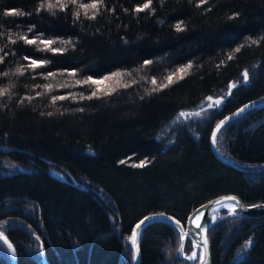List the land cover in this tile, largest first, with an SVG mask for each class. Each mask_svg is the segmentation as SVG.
I'll return each instance as SVG.
<instances>
[{
	"label": "trees",
	"instance_id": "obj_1",
	"mask_svg": "<svg viewBox=\"0 0 264 264\" xmlns=\"http://www.w3.org/2000/svg\"><path fill=\"white\" fill-rule=\"evenodd\" d=\"M113 73L126 80L103 91ZM263 96L264 0H0V231L19 264H133L150 215L186 227L220 196L264 203V107L217 136L235 167L211 146ZM209 97L223 102L205 123L160 138ZM209 236L213 264H264V217L224 210ZM184 238L149 223L139 264H190Z\"/></svg>",
	"mask_w": 264,
	"mask_h": 264
},
{
	"label": "water",
	"instance_id": "obj_2",
	"mask_svg": "<svg viewBox=\"0 0 264 264\" xmlns=\"http://www.w3.org/2000/svg\"><path fill=\"white\" fill-rule=\"evenodd\" d=\"M263 106L264 107V96L254 100L246 105H243L240 109L236 112L228 116L227 118L221 120L218 125L216 126L212 139H211V146L212 150L216 156V158L223 162L226 165L235 167V165L224 158L216 147V139L220 131L223 129L225 125H227L230 121L234 120L235 118L239 117L240 115L246 113L252 108ZM62 178V177H59ZM63 179V178H62ZM65 181V179H63ZM231 204V208H225L223 206ZM223 207V208H222ZM224 209H229L230 214L238 217L244 218H263L264 217V203L256 204V205H245L240 197L236 195H224L217 197L206 204L202 205L198 209H196L188 219L186 227L180 224L175 218L167 215H150L144 218L140 223L137 224L135 227L134 235H133V243H134V250H135V257L133 264H139L140 260V238L142 231L144 228L152 222L155 221H166L172 223L176 226L184 235L185 238L182 241L180 247V255L183 257L184 260L188 261L190 264H213L212 259V248H211V240H210V231L215 223V219L217 214L220 213ZM186 237H189L193 244H194V252L201 251L200 259L195 255L189 257L183 255L184 245L186 242ZM0 240L3 242L5 247L7 248L11 264H19L17 251L12 243V241L7 237L6 234L0 231Z\"/></svg>",
	"mask_w": 264,
	"mask_h": 264
},
{
	"label": "rangeland",
	"instance_id": "obj_3",
	"mask_svg": "<svg viewBox=\"0 0 264 264\" xmlns=\"http://www.w3.org/2000/svg\"><path fill=\"white\" fill-rule=\"evenodd\" d=\"M180 75L179 73H175L169 80L172 82L174 79L178 78ZM126 80L125 75H122L121 73H113L111 75H108L106 78L102 80H98L97 85L100 88H103V91L106 90H112L116 89L117 87L121 86L123 81ZM223 102V98H215V97H209L206 99L198 108H195L191 111L188 112H182L180 113L172 122L169 124L163 131L160 132V138L166 142L169 141V144L174 145L173 142V136L177 131L182 130L185 126L190 124L191 126L195 127L198 126V122L205 123L212 113H214L220 106L221 103ZM198 120V121H196ZM229 160V159H227ZM230 161V160H229ZM131 164H136V163H131ZM143 164V163H141ZM139 165V164H136ZM6 167V172L8 174L11 173H18V172H25L27 168H24L21 165H14L11 162H7ZM224 210H229V209H224ZM222 210L220 213L217 214V217L215 219V223L220 219L221 213L224 211ZM213 224V226L215 225ZM212 226V227H213ZM212 229V228H211ZM134 244V243H133ZM134 246V245H133ZM191 255L193 254L194 250L192 249ZM198 253H194L192 257H195ZM201 257V253L199 256V259ZM198 264V262L196 263Z\"/></svg>",
	"mask_w": 264,
	"mask_h": 264
},
{
	"label": "bare ground",
	"instance_id": "obj_4",
	"mask_svg": "<svg viewBox=\"0 0 264 264\" xmlns=\"http://www.w3.org/2000/svg\"><path fill=\"white\" fill-rule=\"evenodd\" d=\"M247 104H248V103H247ZM229 116H230V115H229ZM227 117H228V116H227ZM227 117H225V118H227ZM225 118H224V119H225ZM222 120H223V119H222ZM223 207H225V208H231L232 205L229 204V205H225V206H223ZM223 207H222V208H223ZM132 242H133V241H132ZM133 245H134V244H133ZM191 253H192V252H189L188 255H191Z\"/></svg>",
	"mask_w": 264,
	"mask_h": 264
}]
</instances>
